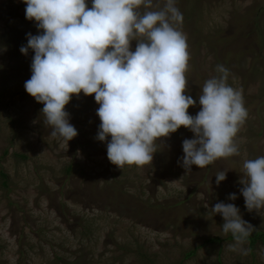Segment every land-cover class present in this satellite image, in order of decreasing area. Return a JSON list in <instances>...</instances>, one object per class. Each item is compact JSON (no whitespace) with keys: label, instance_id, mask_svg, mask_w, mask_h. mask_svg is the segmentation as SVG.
I'll return each mask as SVG.
<instances>
[{"label":"rangeland","instance_id":"374dc122","mask_svg":"<svg viewBox=\"0 0 264 264\" xmlns=\"http://www.w3.org/2000/svg\"><path fill=\"white\" fill-rule=\"evenodd\" d=\"M177 6L190 53L185 94L197 99L223 65L248 111L234 140L239 155L193 165L190 173L180 160L182 141L193 138L184 127L157 142L151 164H112L111 138L96 139L94 95L80 93L65 106L75 138L66 144L50 136L43 104L24 88L34 53L22 55L20 47L28 33L39 34L36 22L25 18L23 0H0V264H264V246L237 244L211 209L234 203L264 232V208L249 211L239 191L243 163L264 156V0ZM199 111L197 100L188 113ZM221 170L226 180L217 185Z\"/></svg>","mask_w":264,"mask_h":264},{"label":"clouds","instance_id":"9594fccd","mask_svg":"<svg viewBox=\"0 0 264 264\" xmlns=\"http://www.w3.org/2000/svg\"><path fill=\"white\" fill-rule=\"evenodd\" d=\"M25 18L35 21L22 55L34 53L25 91L51 128L66 144L78 135L65 106L73 96L94 95L101 121L96 139L107 142V158L118 168L151 164L158 141L184 127L193 138L182 141L185 172L220 158L239 155L234 140L248 117L242 90L227 83L229 70L204 82L197 99L185 94L189 81V45L181 30L177 0H23ZM135 41V50L131 49ZM198 103L192 116L188 109ZM240 195L252 211L264 208V156L243 163ZM227 171L216 173V184ZM237 195L229 194L235 201ZM212 211L223 219L224 233L243 244L256 231L234 203L217 202ZM236 250V245L229 246ZM245 255L248 250L241 248Z\"/></svg>","mask_w":264,"mask_h":264},{"label":"trees","instance_id":"16d2710c","mask_svg":"<svg viewBox=\"0 0 264 264\" xmlns=\"http://www.w3.org/2000/svg\"><path fill=\"white\" fill-rule=\"evenodd\" d=\"M3 176V175H2ZM234 238V237H233ZM250 248H254L256 244H261L264 246V232L262 231H254L247 239L246 241ZM192 255V254H190Z\"/></svg>","mask_w":264,"mask_h":264}]
</instances>
